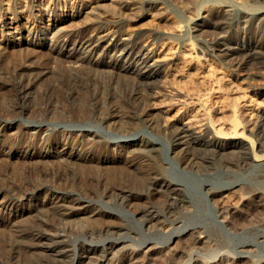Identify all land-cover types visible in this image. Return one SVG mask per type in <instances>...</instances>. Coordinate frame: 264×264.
<instances>
[{"label": "bare ground", "instance_id": "obj_1", "mask_svg": "<svg viewBox=\"0 0 264 264\" xmlns=\"http://www.w3.org/2000/svg\"><path fill=\"white\" fill-rule=\"evenodd\" d=\"M208 3L215 4L216 9L240 6L251 14L264 11V0H0V61L4 59L3 62L7 61L9 66L3 68L0 63V70L10 72L13 76L6 84L13 91L12 97L7 96L10 98V117L0 115V122L8 124V129L13 128L17 117L35 112L37 109L34 108L44 102L48 114L57 107L61 111V120L83 126L76 133L75 141L66 142L72 144L71 151L64 148L59 155L53 154L54 160H51L49 153L33 147L22 155L13 150L14 146H10L8 151L0 150L1 157L21 155L29 171H35L34 168L48 162H52V165L54 162L57 167L55 170L58 169L57 172L46 170L32 178L29 175L21 183L8 180V189H0V264H22L20 257L25 249L32 250H28L31 256L26 258L27 264H103L113 251L127 248L131 249L128 264H264V258L256 260L220 252L219 249L223 248L220 237L215 231L208 230L205 223L184 224L186 222L178 215L177 209L183 206L194 213L196 204L188 198L182 181L167 175L165 160L156 146L161 144L154 137L158 135L143 133L136 140L132 136L143 130L124 124L127 122L125 119H134L154 127L159 123L156 119L164 113L159 105H167V102L176 104L179 113L169 128L173 131L169 139V151L170 157L183 170L202 176L218 168L239 170L247 167L251 146H248L246 139L236 138L249 136L245 134L244 128L247 129L246 124L254 115L249 113L250 117L247 116V103L235 95L232 84L224 81L227 71L224 72V79L220 78L210 63L207 74L211 78L214 75L216 77L207 88L208 91L205 89V93H197L198 84L197 87L193 84L185 88L183 97L163 99L158 89L161 80L152 79L161 70L146 68L137 71V61L126 62L118 58H132L130 49H133L138 33L132 35L127 32L131 39L121 37L127 26L149 24L155 34L161 31L174 33L183 20L200 16L203 8L206 10L210 7ZM170 13H173V18L168 16ZM153 18L154 24L150 22ZM53 28L57 30L51 41L63 44H54L47 54L44 51L46 37H37L36 33ZM253 33L251 29L246 30L242 38L233 39V47L230 45L225 48H222L220 41L223 37L220 35L217 40L213 39L210 49L226 56L224 60L230 70L239 69L241 73L247 70L242 80H257L261 86L253 89L255 95L264 96V37L257 38ZM127 40L130 43H126ZM117 43H126V51H122L117 58V53L111 54L109 59L108 51L116 49ZM52 50L57 52V56L52 58L54 62L48 66L45 60ZM153 58V55L146 53L140 59L148 66ZM29 59L37 60L38 63L32 65ZM204 59L198 57L201 63ZM159 65V62H154V66ZM78 71L109 73L112 75L110 78L115 79L108 80L109 83H133L135 89L117 96L106 93V85L95 80H63L68 73ZM142 77L151 80H139ZM45 82H51L50 89L42 92L38 86ZM216 82L218 85L214 86ZM4 83V80L0 81L1 94L6 87ZM146 83L145 87L149 86L150 90L143 91L139 86ZM53 84L64 92L65 99L73 103L72 106L62 103L61 96L55 93L58 89ZM260 113L248 130L259 140L258 148L262 153L264 110ZM47 115L45 120L32 125L18 119L20 132H29L31 128L40 131L41 123L51 117ZM111 117H120L114 123L109 122L115 133L128 138L114 142L124 151H115L116 147L111 146V141L103 138L99 130L84 127L87 122H106ZM242 124L244 128H241ZM228 135L235 136L234 140H225ZM250 140L257 161L256 158L264 157V152L260 154L255 150L257 140ZM4 144L7 143L1 139L0 146ZM110 150L113 152L110 153ZM253 166H264V163L256 162ZM49 176H52V182L47 179ZM256 176L264 178L263 173ZM202 183L206 185L204 189L209 201L224 226L239 227L244 224L242 222L259 219L256 217L264 211V189L260 187H251L236 178L228 179L221 185L207 179ZM114 189L123 192L119 197L121 206L128 208L127 216L136 223L154 222L157 225L155 229L160 230H167L169 224L181 223L169 234L173 241L160 245L158 241L148 239V244L142 250L125 245L126 242L121 239L124 234H129L132 226L122 223L124 216L113 207L95 203L101 192L107 194ZM44 192L46 196L51 195L45 205L38 201L39 198L36 199L38 194ZM232 196H236L235 201H232ZM160 201L163 202L162 206ZM27 204L30 207H26ZM137 212L141 215L139 218L135 217ZM48 214L55 220L49 222L46 218ZM88 228L93 231L98 229V236L94 234L95 238L82 240L76 246L72 238L85 237ZM187 243L188 247H185ZM204 243H208V246L205 245L208 248L200 250L199 245ZM250 247L248 243L241 245L245 252H250ZM39 248L42 250H37ZM211 258L217 260L210 261Z\"/></svg>", "mask_w": 264, "mask_h": 264}, {"label": "rangeland", "instance_id": "obj_2", "mask_svg": "<svg viewBox=\"0 0 264 264\" xmlns=\"http://www.w3.org/2000/svg\"><path fill=\"white\" fill-rule=\"evenodd\" d=\"M209 5L210 7H208L206 10L203 8L200 16L193 19L183 20L182 23L179 24L180 26H178L179 29L176 30L174 33L161 31L159 32V34H155L154 33L155 31H153V29L150 28L149 24H141V25L139 24L138 26L134 24V26L133 25L132 26L130 25L129 27L127 26L126 28L127 30H124L121 33L120 35L121 37L131 39L130 34H127V32L131 33L132 35L138 33L134 43V47L133 49H130V52L132 51V58H127L126 56L118 57L121 55L120 53L122 51L123 52L126 51L124 47L126 43H130V41L128 40L125 41L126 43L124 44H122L123 42L117 43L118 47L116 46V49L113 48L111 51H108L110 55L108 58L109 59L111 58V54L115 55L117 53L115 57L122 58L123 61L126 62L137 61L138 62V65L136 66L137 71L144 70L146 68L152 71L161 70V72L152 79L161 80L162 83L160 84V87H158V89L161 92L162 98L181 96L182 94H185L186 91L185 88H187L188 85L189 87L190 86L192 87L193 84H195L194 86L198 84V87L196 86L198 88V89L196 88L197 93L200 91L203 92V90L206 92V90L208 91L207 88L209 87V85L212 84V80L213 79L215 80L216 75L217 76L219 75L221 78L223 77L224 72L227 71L225 79L223 77L224 81L232 84V88L235 89L233 90L235 92V95L236 94L237 96L239 95V98H241L240 100L245 101L247 103L246 106L249 108V112L247 116L250 117V115L252 116L254 115L252 119H249L250 121H248V123L246 124L247 129L244 128L243 124H242L243 126L241 125V128H244L245 134L249 135L248 136L249 138L246 137V135L245 136L241 135L242 137L236 138V139L244 138V140L246 139L248 146L249 147L251 146L250 148L251 155L248 158L249 163L247 167H244L239 170L237 169L229 170L225 168H221L222 170H220V168H218L217 170L214 169L207 171V173L202 176L195 174V172H188L183 170L182 167L178 164V162L170 157L172 155H170L171 151H169V141L173 136L172 135L173 131L169 128L175 123V118L177 117L176 114L179 113L177 112L179 107L175 106L176 104L174 105L171 104L172 105L171 106L170 102H167V105L164 104L162 106L159 105L160 107L158 106L161 110L164 111V113L162 112L160 118L156 119L159 123H157V125L154 127L149 126L148 123L146 122H142V121L136 122L134 119H125L127 122H125L124 124H126L127 126L131 125L134 127H140V129L143 130L140 133H136L132 136V138L136 140L140 139L143 136V133H145V135H153L152 133L158 135L154 137L157 138V140H159L161 144H157L156 146L158 147L157 149L159 150V153H161V155L165 160L164 167L166 168L167 175L181 180L186 189V194L188 198H190V200H192L196 204L195 207L196 211L194 213L189 212L187 208H183V206L177 209L178 215L186 222L184 224H191L192 222L194 223L197 222L198 224H201L203 222L202 224L205 223L204 225H206V228L208 230L215 231L220 237V242L222 241L223 243V248L219 249L220 252L236 254L244 257H253V259L255 258L256 260H260L264 258V211L261 213L262 215L260 214L261 216L259 215V217L258 216L256 217L259 218L257 220L255 219L256 221L255 220H253L252 222L247 221L246 223L242 222V224L244 223L245 226L244 224L239 225V227L235 226L236 228L235 227L230 228L228 226H224L218 220L219 217L216 214V210L209 201V195L206 194V189H204L206 185H203L202 181L207 179L210 180V182L215 183L216 185H221L228 179L236 178V179H241L251 187L257 186L264 189V178L262 177L258 178V176H256L261 173L264 174V166H260V167L253 166L256 162L264 163V157L256 158L257 161H255L250 139L257 140V138L254 134H251L252 132L250 133L248 130V127L253 126V122L256 121L257 115L261 114L260 111L264 110V96L255 95V92L253 90L254 88H257L261 85L257 80H251V79L242 80V77L245 75V73H247V70H244L245 72L242 71V73L241 71H239V69L238 71L230 70V68H228L229 67L228 64L225 63L224 60L226 59V56L221 55L219 53L220 51L218 50L210 49L211 42L213 41V39L217 40L219 37H221L220 35H222L223 37L222 38L223 42L222 40L220 41L221 45L223 46L222 48L228 47L230 45L231 47H233L235 44L234 43L235 41L233 39L237 40L242 38L244 36V32L249 29H251L252 32H254L253 34L255 37L257 38L264 37V21H263L264 11H257L254 14H251L250 12L249 13L245 12L246 10L244 8H241L240 6H234L232 8L224 6L225 8L219 7L216 9V7L214 6L215 4H209ZM168 16L171 18L174 17L173 13L168 14ZM150 22L154 24L155 23L154 18L151 19ZM56 30L57 28L56 29L53 28L50 31L44 30L36 33L38 35L37 37H46V46L44 48V51L46 53L47 52L49 53V51L54 46V44L55 45L58 44L59 46L63 44V42L62 44H59L56 41L54 43L51 41V39L52 40L54 39L53 35L56 32ZM48 36L50 38H47ZM143 39L146 40L144 41ZM178 41H180L181 43ZM108 42L109 40L105 44H107ZM101 49L103 50L104 48ZM141 53H143L142 54L143 56L146 53L153 55L154 58L149 61L148 66H145L142 63V59H140L142 57V55H140ZM203 54H206V56ZM54 56H57V52L55 50H52L51 55H47L45 62L48 61L47 62L48 66L52 65L51 63L54 62V59H52L54 58ZM203 56L205 57V59ZM198 57H200V59H204L202 60L203 63H201V61L199 62ZM30 59L29 61L32 62V65H36V63H38L37 60L34 61ZM41 59L42 58H40V60ZM3 61L4 59H2L0 63L3 68L4 67L6 68L8 66L7 61L5 62ZM154 62H159L161 64L159 65L160 68L159 66H154ZM124 63L125 62H121L120 64H124ZM210 63L214 65L217 73L216 75L212 76V78L209 76V74H207L208 73L207 69L209 68L208 66ZM68 74L67 76L64 77L63 80H84L86 82L90 80H95L98 83L106 85L104 86V89H106V93L109 92L117 96L122 95L125 92L130 93L135 89L133 83H113V84L109 83L108 80H115L113 77L110 78L112 75L110 76L109 73L103 74L100 72L78 71L72 74L70 73ZM0 77H1L0 81L4 80L5 81L4 84L6 86L5 88L2 89L3 90L2 94L0 92V115L5 114L6 117H10V115H8L10 114L8 113V111L11 108L9 97H12L13 91L11 87L6 84H8V81L11 80L13 76L10 72H5L4 70L2 72L0 70ZM121 80H127V79H121ZM139 80H151V79L142 77ZM188 82L190 84H188ZM214 84H215L214 86L218 85L217 82ZM49 85H51V82H45L39 85L38 88L42 92H45L46 90L50 89ZM146 85L147 83L139 87L143 91L150 90L149 86L145 87ZM52 86L58 89L55 93L61 96L62 103H65L66 106L73 105V103L65 99L63 95L64 92L59 87H57L55 84H53ZM183 96L184 95H182L181 97ZM246 98L248 101L246 100ZM254 98L255 99L257 98V100H255ZM251 99H253V101ZM259 102L260 104H258ZM46 107H47L46 104L42 102L39 106H36L34 108L37 109L35 112L24 113L22 114L21 117H17L16 118L17 123L14 124L13 128L8 129V124H6L5 122H0V140L4 139L5 142L7 143L6 145L4 144V146H0L1 147L0 150L2 149L8 151L11 147L14 146L13 150H15L17 153H20L22 155L24 151H27L33 147L35 150L38 151L40 150L42 152L45 151L46 153H49V155L52 156L51 160L56 159L55 155H59L64 148H67L69 149V151H71L70 146L72 144L69 145L66 144V142L75 141L77 138L76 133H78L79 128L83 126L77 123L69 122L68 120H61V118H59L61 111L57 109V107L53 108L52 112L48 114ZM47 114L51 115V117L47 118L46 121L41 123L42 129L40 131L38 129L31 128L29 132H23V133L20 132L21 127L19 125L20 123L19 121L29 125L39 124V122L37 123V121L45 120L46 119L45 116ZM31 115H34L35 117H32ZM218 115L219 116L222 115L221 117L224 116L223 114H218ZM119 118L120 117H111L110 119H107L106 122L102 121L101 123L100 120L97 122H92V121L87 122V124L84 125V127L90 128L92 130L94 129L99 130V134L102 135L103 138L110 140L111 146H113L114 148L116 147L115 151L118 150L122 151L123 148L120 147L119 149V146H116L114 142L124 141L127 140L128 138L122 137L121 135L115 133L110 126L111 121H113L114 123V120L116 121ZM18 119L21 120L18 121ZM33 119L35 121H33ZM163 123H166V125L164 126ZM64 128H66V132L65 131L63 132ZM159 128L160 130H158ZM3 133L5 137L2 135ZM233 137L235 136L228 135L226 136L225 140L228 141L234 140ZM258 142L259 140H257L255 144V150L257 152H259ZM134 147H130V149H133ZM111 152H113V150L112 151L110 150V153ZM263 152L264 150L262 151V153ZM259 153L262 154L261 151ZM53 154L55 155L53 156ZM21 155L18 157L17 156L8 157V155H5L4 157L0 156V189H8V180H14V182L16 183H21L22 181H25L27 178H29V175L32 178L37 176L38 174H43V172H45L46 170L55 171V172L58 171V169L55 170V168L57 167L54 162L53 165L51 164L52 162H48V164L37 166L38 168L36 169L34 168L35 171L30 170L31 171L30 172L28 169L29 167L25 162L26 160L22 158ZM49 177H47V179H50L49 181L52 182L53 181L52 176ZM103 193L104 192H101L100 198H98L97 201L95 200V203L104 204L106 206L113 207L118 213L124 216V218L121 219L122 220L121 222L124 224H128L129 227L132 226L131 227L132 230L129 232V234L128 233L124 234L123 238L121 239L126 242V243L123 242L122 245L124 243L125 245H133L142 250V248H144V246L148 244V239L156 240L160 243V245H165L173 241V239H170L169 234L181 223H179L178 225L169 224L167 230H160L157 228L155 229L157 225H155L154 222L148 221V222H144V224H140V223L138 224V222L136 223V221H133L131 218H129V216H127L126 213L129 211L128 208L126 209L121 206V202L119 200L120 195L123 194L121 190L114 189V191L112 190L107 194L105 193L103 194ZM48 196L51 195L46 196V193L44 192L43 194H38L36 196L37 197L36 199L39 198L40 200L38 199V201H42L41 203L45 205L48 201ZM232 197H234L232 198L234 200L232 199L231 200L235 201L236 196H232ZM162 203L163 202L160 201V205ZM28 205L29 204H27L26 207H30ZM46 216H48L46 218H48L49 222L55 220L52 215L48 214ZM140 216L141 215L139 212L135 213L136 218H139ZM90 229L91 228L87 229L88 231L85 237L80 236L78 239L72 238L73 243L74 244L76 243L77 246L82 240L87 241L92 237L95 238V236H98L99 233L97 231L98 229H96L95 231ZM145 240L147 241L146 243L143 242ZM245 243L250 244L251 246L250 249L252 248L250 252H245L242 250L241 245ZM93 244H96V242ZM184 245H186L185 247H188V243ZM205 245L208 246V243L200 244L199 245V248H201L200 250H205L206 248H208L207 246L205 247ZM86 246L90 247V244H87ZM127 249H123V251L122 250L121 251L116 250L115 252L113 251L107 256V258H105L103 264H128L130 260L129 258L131 257L130 256L131 249L129 248ZM213 249H215V246L214 248L212 247V250ZM26 250L27 249L24 250L25 252L23 251L21 253L20 259L23 262V263L21 262L22 264H27L25 260L26 258L29 259L28 257L31 256L30 251L32 250L31 249H28L30 251L28 250L26 251ZM37 250H42V249L39 248ZM215 260L217 259H213V258L210 259V261H215Z\"/></svg>", "mask_w": 264, "mask_h": 264}]
</instances>
